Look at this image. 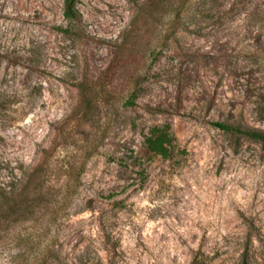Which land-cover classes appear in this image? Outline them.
I'll list each match as a JSON object with an SVG mask.
<instances>
[{
	"label": "rangeland",
	"instance_id": "obj_1",
	"mask_svg": "<svg viewBox=\"0 0 264 264\" xmlns=\"http://www.w3.org/2000/svg\"><path fill=\"white\" fill-rule=\"evenodd\" d=\"M75 6L0 0V264H264V0Z\"/></svg>",
	"mask_w": 264,
	"mask_h": 264
},
{
	"label": "trees",
	"instance_id": "obj_2",
	"mask_svg": "<svg viewBox=\"0 0 264 264\" xmlns=\"http://www.w3.org/2000/svg\"><path fill=\"white\" fill-rule=\"evenodd\" d=\"M77 0H63V17L65 20H75L77 15L76 10ZM216 128L223 132L238 133L246 136L247 138L259 143L264 147V132L260 131H241L238 128H233L231 126L224 125L222 123L212 124ZM173 139L170 135V127L168 125L162 127H153L149 129L148 134L144 137V145L146 150L154 155L159 156L162 159H167L171 156L173 152ZM14 184L10 181L0 182V216L4 215L7 218L12 215L11 204L15 202V197L18 196L19 200H25L26 204L31 203L36 205L39 201V190L37 186L32 188L33 192L27 191L26 188H22L20 192L16 195L14 194ZM36 189V192H35ZM38 190V191H37ZM21 197V198H20ZM31 205H28L27 209H21L20 216L33 215L34 211L31 210ZM26 206L24 205V208ZM13 213H17L14 209ZM8 215V216H7ZM190 264H208L205 262L202 254L197 253L191 259ZM240 264H257L255 261L250 260L248 257V249L244 250L240 257Z\"/></svg>",
	"mask_w": 264,
	"mask_h": 264
}]
</instances>
